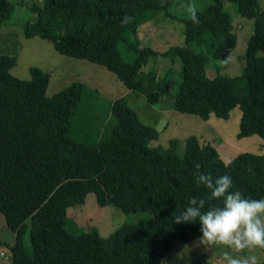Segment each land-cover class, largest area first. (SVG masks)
Wrapping results in <instances>:
<instances>
[{"label":"trees","instance_id":"trees-1","mask_svg":"<svg viewBox=\"0 0 264 264\" xmlns=\"http://www.w3.org/2000/svg\"><path fill=\"white\" fill-rule=\"evenodd\" d=\"M175 0H42L32 6L34 23H26L23 37L50 42L62 56L104 67L126 89L142 94L155 105L171 94L169 78L149 69L151 59H167L181 66V81L170 109L227 121L239 108V138L264 139V6L259 0H212L190 16L172 12ZM230 2L237 14L253 21L241 75L207 76V56L227 68L237 36L224 9ZM15 9L0 0V30ZM161 14L183 25L184 45L164 52L138 47L130 36ZM134 55L125 61L118 49ZM17 57L0 55V213L14 242L6 252L11 264H161L177 244H188L200 235L199 224H174L191 197L206 199L209 190L196 173L213 179L232 178L233 189L253 199L264 198V154L240 153L228 163L214 147L197 136H188L184 155L179 140L166 147H150L159 132L144 125L128 101H110L114 124L107 139L97 143L72 136V121L85 84L73 82L51 97L46 95L50 75L39 67L29 78L12 74ZM200 168L197 169L196 165ZM89 194L100 207L123 213L148 212L150 218L124 224L104 238L98 229L73 235L65 226L67 211L83 205ZM28 232L31 253L24 244ZM262 264V263H256Z\"/></svg>","mask_w":264,"mask_h":264},{"label":"rangeland","instance_id":"rangeland-1","mask_svg":"<svg viewBox=\"0 0 264 264\" xmlns=\"http://www.w3.org/2000/svg\"><path fill=\"white\" fill-rule=\"evenodd\" d=\"M15 6L10 20L0 30V55H13L17 57V65L11 71L20 79L29 78V68L40 67L50 75L46 95L53 96L73 82L85 84L88 91H84L81 103L72 121V136L78 141L97 143L107 139L114 119L110 114V101L122 97L125 86L118 81L115 75L104 67L62 56L57 53L52 44L39 37L27 39L23 37V28L26 23H34L36 14L31 11L32 6H41L42 0H9ZM212 3V0H175L172 12L177 16L188 17L189 11L202 10ZM260 7L264 0H259ZM224 9L229 13L233 32L237 36L235 49L230 55V64L227 68L220 61L207 56L209 62L206 69L207 76L214 77L219 70L220 75L237 77L241 75L244 64V54L249 37L253 34V21L237 14L236 7L227 2ZM130 38L137 46L151 47L158 52H164L171 46L184 45L183 25L177 21L164 18L161 14L151 22L142 25ZM125 61L132 62L134 55L126 52L122 42L118 43ZM149 69L155 71L159 78L168 77L171 94L163 101L150 105L142 94L135 93L128 98L129 106L133 109L139 120L159 132L156 141L149 146L166 147L171 139L179 140L178 155H184V141L188 136H197L203 144H209L216 149L222 161L228 163L240 153L264 154V139L258 135L239 138V121L241 111L235 108L227 121L212 116L205 121L197 116L182 114L170 109V105L177 93L181 81V66L177 62L172 64L167 59L153 58ZM128 95V94H127ZM150 218L148 212L126 214L114 207H100L93 194H89L83 205L71 207L67 211L66 230L73 235H80L96 228L99 234L106 238L124 224H136ZM25 248L31 253L28 232L24 235ZM14 242L13 233L6 227L0 213V252ZM196 240L186 244L192 247L190 253L191 264H216L218 257L225 250L222 246H213L207 250L196 248ZM184 244H177L163 259L161 264H173L176 252ZM6 254V252H4ZM233 255H252L256 263L264 264V248L253 247L245 249L242 253L232 252ZM0 264H11L0 256Z\"/></svg>","mask_w":264,"mask_h":264},{"label":"clouds","instance_id":"clouds-1","mask_svg":"<svg viewBox=\"0 0 264 264\" xmlns=\"http://www.w3.org/2000/svg\"><path fill=\"white\" fill-rule=\"evenodd\" d=\"M190 19L198 24L194 10L188 9ZM199 169L200 165L197 164ZM196 181L209 190L208 200L220 201L219 205L206 207L205 198L191 197L187 205L171 217L174 224H199L200 235L196 248L205 250L222 246L225 250L216 264H256L252 255H233L253 247L264 248V198L253 199L233 189L232 178L220 175L213 179L209 174L197 172ZM192 247L183 246L176 252L173 264H191Z\"/></svg>","mask_w":264,"mask_h":264},{"label":"crops","instance_id":"crops-1","mask_svg":"<svg viewBox=\"0 0 264 264\" xmlns=\"http://www.w3.org/2000/svg\"><path fill=\"white\" fill-rule=\"evenodd\" d=\"M40 68V67H39ZM30 69V68H29ZM28 73H29V71H28ZM28 79V78H27ZM81 82V81H80ZM128 94V95H127ZM135 93L134 92H132V91H129L128 89H126L125 91H123V94H122V97H126V98H128L129 96H131V95H134ZM114 100V99H113ZM128 104H129V101H128Z\"/></svg>","mask_w":264,"mask_h":264},{"label":"built area","instance_id":"built-area-1","mask_svg":"<svg viewBox=\"0 0 264 264\" xmlns=\"http://www.w3.org/2000/svg\"><path fill=\"white\" fill-rule=\"evenodd\" d=\"M0 256L5 258V255L3 252H0Z\"/></svg>","mask_w":264,"mask_h":264}]
</instances>
